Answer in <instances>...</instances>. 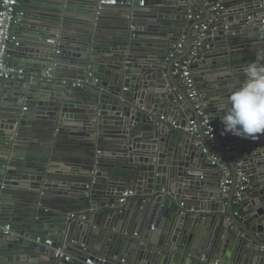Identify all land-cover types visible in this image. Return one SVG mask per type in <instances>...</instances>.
<instances>
[{"label": "water", "instance_id": "1", "mask_svg": "<svg viewBox=\"0 0 264 264\" xmlns=\"http://www.w3.org/2000/svg\"><path fill=\"white\" fill-rule=\"evenodd\" d=\"M38 1L39 7L53 5L55 14L39 16L41 25L34 27L35 42H24L11 55L27 68L29 75L61 68L60 60L70 58L80 72V79L86 80L88 71L93 73L87 80L95 87L92 100L85 103L65 86H53L54 80L30 76L6 81L0 100L8 102L15 111L19 104L47 110L54 114L51 120L60 127L71 126L105 147V155L114 159L126 157L131 174L124 179L137 195L147 198V204L142 205L143 214L134 216L133 205L125 207L119 201L128 187L110 179L107 172L92 169L84 174L64 168L63 173L67 174L64 177L68 179L63 175L56 179L57 165L42 161L33 168L34 163L9 151L24 142L21 132L32 130L33 125L28 122L32 117L8 114L6 124H0V139L8 149V155L0 163V194L5 187L30 189L40 195L37 202L52 187L70 193L76 190L92 210L102 206L114 210L111 220L119 223L132 217V227L106 239L105 231L93 226L98 215L89 213L86 219L82 215L79 220H67L63 211L41 209L37 215L35 208L36 215L29 220L32 237H22L23 232L18 229L14 235H0V264H55V249L62 244L67 245L73 257L62 264H84L91 255L96 259L106 255L104 246L101 251L95 249L105 239L115 244L111 248L114 257L105 264H121L127 257L130 259L127 264H204V256L208 263L264 264V134H258L257 140L230 133L222 135L224 124L220 119L229 107L227 97L246 82V67L254 62L264 66V0H219L224 5L219 14L198 0H144L145 7L183 9L190 3L203 9L206 21L212 20V31L205 38L199 61L192 65V70L204 95L205 110L221 132L219 136L238 152L237 157H228L224 147L217 150L221 157L219 164L228 163L231 167L232 183L225 197L221 192L224 172L216 180L210 179L203 169L213 166L195 145L194 136L170 125L176 121L185 126L186 116L194 112L175 73L176 60L168 59L178 38L159 41L152 33L162 32L164 26L147 11L145 15H136L140 20L135 23L128 19V51L122 49L117 53L90 41L83 43L68 32L63 16L82 9L83 3ZM132 2L139 6L141 0ZM192 32L193 25L189 29L187 54L195 40ZM46 39L54 43H47ZM53 45L58 46L59 53H47ZM47 59L52 61L45 62ZM72 86L71 82L67 87ZM85 107L92 112H84ZM162 115L173 120L168 117L165 123L157 124ZM43 118L38 116L36 121ZM96 164L97 167L102 164L100 159ZM24 174H33L37 179H24ZM221 200L223 204L218 203ZM208 213L211 220L216 216L214 222L205 229L208 225L205 221L200 228L199 221ZM99 235L104 238L101 242ZM38 237H43L44 242L37 243Z\"/></svg>", "mask_w": 264, "mask_h": 264}, {"label": "crops", "instance_id": "2", "mask_svg": "<svg viewBox=\"0 0 264 264\" xmlns=\"http://www.w3.org/2000/svg\"><path fill=\"white\" fill-rule=\"evenodd\" d=\"M77 1L79 3H83L81 4L83 5V8L80 10H76L73 13H69L68 16H63L65 19L63 22L68 24L67 27L70 29L68 32L74 35L75 38H78V40L83 43L90 41L97 44V47L103 49L106 48L117 53L122 49L126 50V52L128 51V47H126V36L128 34L127 29L130 27V24H128V19H130L132 23H135L136 20H140L136 18V15H145L144 12L147 11L152 12L164 26L162 32H156L152 34H154L155 37L158 36V39H160L159 41L169 42V40L176 38L179 39L181 35L189 32L190 26L192 24V22L189 21L186 17L189 11L198 10L199 14H201L202 12L200 8H197L190 3H188L187 6H184L183 9L182 7L178 6L158 5L155 7H145L140 5L137 6L128 4L104 7L101 11V14L97 15L99 0ZM37 2L39 1H20L19 7L25 10L27 13L25 21L21 25L15 27V31L19 34L22 44H24V42H35L34 38L36 37L37 32L34 27L38 26L39 24L41 25V21H39V19L41 18H39V16L55 14L53 5L50 4L39 7L36 6ZM94 6H96L95 10L93 9ZM91 8L92 10L89 11V9ZM206 18L207 16L204 17L205 20ZM42 40L43 39H41L39 42H42ZM46 41L47 43H49L51 41L53 42L54 40L46 39ZM53 47L54 45L52 47H49L47 53H51L54 51L57 52L59 50L58 46H55V48ZM8 61L13 65L21 66V62L14 55H11ZM46 61L52 60L47 59L45 60V62ZM72 61L73 60H71L70 58L65 57L60 60V65H62L61 68L53 67V73L55 76L53 86H65V88H68L73 94L79 96L80 100H83L86 103V101L92 100V95L95 92V87L88 82H85L82 87H67L71 82L73 83L74 81L80 79V72H78V69H76L77 66L74 65ZM89 72L90 71H88L86 75H88ZM19 105L20 106H18L15 111L8 102L0 100L1 125L4 126L6 124L8 120V114L11 113H14L16 115L25 114L30 118L32 117L28 120L29 124L33 125L32 130L25 129L21 132L24 142L19 145L12 146L9 151H14L15 154H20L19 157L23 156L25 157L26 161L34 163L33 168L42 163V161H46L47 164L49 163L57 165V169H55L54 172V177H56V179L61 178L62 175L63 177L64 175H67L63 173L64 168H74L84 174L89 173V171H91L92 169H97V171H100L102 173L107 172L110 179L116 181L117 183H121L126 188L132 187L128 185V182L124 179V177L127 178L131 174V171L127 169L130 163L128 162V159L126 157L114 159L111 157V155H105V147L102 148L97 143V141H93L85 136H82L78 133V130L73 129L71 126H67V128L65 126L60 127V125L56 124L55 121L51 120V117L54 114L52 115V113L47 110H40L39 107H35L29 104ZM24 107H28V109L24 110ZM82 109L87 113L92 112L91 109H88L87 107ZM38 116L44 118L42 120L36 121V117ZM168 117L173 120L172 117L167 116V118ZM186 117L188 122L193 117V114ZM218 134H221V132H218ZM198 139L202 138L196 137V139H194V143L196 142L195 144H197ZM6 155H8V149L5 148L3 140L0 139V163L2 161L1 159H4ZM102 155H105V157H100ZM97 159H100L102 163L98 167L96 164ZM19 164L21 163L19 162L16 165L19 166ZM224 166H227L229 169H231L228 163H226ZM224 166L219 165L218 167H206L203 169V172L210 174L208 175L210 179L216 180L219 176V173L221 171L223 172ZM1 172L2 171L0 169V173ZM240 174L241 172H239V175ZM23 178L37 179V177L33 174H24ZM94 178L96 180L98 179L97 176H95ZM64 179L68 178L64 177ZM54 182L58 183L57 181H53V183ZM103 182L105 183V179ZM100 187L101 186H98L97 188L99 189ZM75 192L76 190L74 192L72 190V192L70 193L67 189L52 187L50 188V190H48L46 196H42V198L36 202V198L39 195L38 192H36L37 194H34L33 190L30 189H26L25 191H18L14 188L5 187V191L0 194V215L3 221L11 223L14 229L21 230L23 234L27 235V237H32V233L30 232L32 226L31 223H29V220L32 219L34 215L41 214V209L53 213H58V210L63 211L64 214L66 213L65 218L67 220H70L69 216L72 213L76 214V219L71 220H79L82 215H86L89 213L98 215V217L96 218V222L93 223V226H96L97 230H104L106 239L108 235H110L111 238H114L117 235H121L123 229L132 227V217L130 219L128 218L127 220L123 219L119 221V223L117 221H114V219L111 220V213L114 210H108V207L102 206V208L94 211L91 209L89 204L85 205V199H83L79 193ZM227 195L223 196L225 197ZM146 200V197L135 194L133 197H131L130 202L126 204L125 207H128L132 204L134 208V216H136L137 214L141 215L145 211L142 205H144L143 203H145L146 206ZM223 202L224 201L221 200L218 203L223 204ZM236 207L239 208L240 205L236 203ZM35 208L37 211L36 214L34 213ZM115 211H117V209ZM102 213H104V215L100 217ZM202 217H205V220L202 218L199 221L198 225L201 228L203 222L208 221V225L205 227V229H207L216 218V216H214L211 220V218L209 217V213L204 214ZM40 238L43 243L44 238ZM103 239V236L101 238V235H99L98 241L101 242V240ZM106 239L102 241V245L100 243L97 244L95 249L97 251H101L104 246L106 255L102 259H97L99 261L101 260L110 262L114 257L111 256V248L114 247L115 244L113 240L109 242ZM111 244L113 246H111ZM84 250L88 249L84 248ZM125 259L126 261H130L128 257ZM203 259L205 260L204 264H216V262L208 263L205 256L203 257ZM197 264H199V262Z\"/></svg>", "mask_w": 264, "mask_h": 264}, {"label": "built area", "instance_id": "3", "mask_svg": "<svg viewBox=\"0 0 264 264\" xmlns=\"http://www.w3.org/2000/svg\"><path fill=\"white\" fill-rule=\"evenodd\" d=\"M21 0H0V94L5 86L6 81L11 79H23L27 76L31 78L40 77L42 80L52 81L55 79L53 68H48L45 72H34L29 75L27 68L23 65H13L8 60L11 56V51L22 45L19 34L15 31V27L21 25L27 16L25 10L21 9ZM204 6H208L211 11L219 14L223 9L224 5L219 0H198ZM133 4L132 0H99L97 15L101 14L104 7L107 6H117V5H128ZM140 6L144 5V0H141ZM199 14L198 10L189 11L187 14V19L192 22L193 32L192 36L195 40L191 43V50L187 54V42L190 38L189 32L184 33L180 36L176 44H174L171 49L168 59H175V73L179 75V84L185 89L186 95L194 106L193 117L187 122L185 126L180 125L176 121L171 122V127L175 130L183 131L191 136L202 138L197 140L196 146L200 147L199 150L201 154L204 155L205 159L210 161L212 166H219L221 160L220 155L217 150L221 147L225 148V154L228 157H237L238 152L234 150V145L225 142L218 134L215 128L211 115L206 112L204 104V95L198 87V83L195 80L193 74L192 65L199 61V53L203 46V42L207 37L208 33L212 31L211 22L212 20L206 21L204 19L205 13L203 9ZM251 19V18H250ZM264 22V19H263ZM60 51L58 50L57 53ZM93 76L92 72H89L86 80L78 79L73 82V86L82 87L87 80ZM180 99L183 96L180 95ZM28 107H24L27 110ZM167 121V116L162 115L159 118L157 124H162ZM196 143V142H195ZM225 164H223L224 166ZM224 177L221 182V192L223 195H227L230 190L231 180V169L224 166ZM243 177V174H240ZM136 194L134 189L127 188L125 192L120 197L119 201L122 205H126L130 202L131 197ZM184 206V203H182ZM1 210V205H0ZM86 219V216H83ZM69 219H76V214H71ZM16 234V229L9 222L2 220L0 215V235L1 236H11ZM22 237L26 238V234H22ZM37 243H42L41 238H37ZM54 258L56 260L55 264H62V261L70 262L73 260L71 252H69L66 244L55 249ZM105 264L106 261H99L94 256H89L84 264ZM121 264H127L126 259L121 260ZM216 264H218L216 262Z\"/></svg>", "mask_w": 264, "mask_h": 264}, {"label": "clouds", "instance_id": "4", "mask_svg": "<svg viewBox=\"0 0 264 264\" xmlns=\"http://www.w3.org/2000/svg\"><path fill=\"white\" fill-rule=\"evenodd\" d=\"M245 74L243 86L227 97L229 107L220 118L222 135L257 140L264 134V66L249 64Z\"/></svg>", "mask_w": 264, "mask_h": 264}]
</instances>
